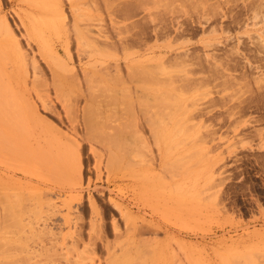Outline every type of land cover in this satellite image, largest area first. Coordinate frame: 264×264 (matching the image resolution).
Segmentation results:
<instances>
[{
	"label": "rangeland",
	"instance_id": "obj_1",
	"mask_svg": "<svg viewBox=\"0 0 264 264\" xmlns=\"http://www.w3.org/2000/svg\"><path fill=\"white\" fill-rule=\"evenodd\" d=\"M0 22V264H264V0Z\"/></svg>",
	"mask_w": 264,
	"mask_h": 264
},
{
	"label": "bare ground",
	"instance_id": "obj_2",
	"mask_svg": "<svg viewBox=\"0 0 264 264\" xmlns=\"http://www.w3.org/2000/svg\"><path fill=\"white\" fill-rule=\"evenodd\" d=\"M1 22H2V20H1ZM1 22H0V23H1ZM24 22H25V21H24ZM1 24H2V23H1ZM3 25H4V21H3ZM33 26H34V25H33ZM33 26H32V27H33ZM8 27H9V26H8ZM0 28H1V27H0ZM3 28H4V27H3ZM27 28H28V27H27ZM1 29H2V28H1ZM8 29H9V28H8ZM37 29H38V28H37ZM30 30H31V29H30ZM33 30H34V28H33ZM11 31H12V30H11ZM9 32H10V29H9ZM33 32H34V31H33ZM28 33H29V31H28ZM34 33H35V32H34ZM40 33H41V32H40ZM79 33H80V32H79ZM79 33H78V34H79ZM29 35H30V33H29ZM34 35H35V34H34ZM36 35H37V34H36ZM38 35H39V33H38ZM25 36H26V35H25ZM40 36H41V34H40ZM101 36H102V35H101ZM103 36H104V35H103ZM80 37H81V36H80ZM104 37H105V36H104ZM33 38H34V40H36L35 37H33ZM28 39H29V38H28ZM105 40H106V39H105ZM103 41H104V39H103ZM97 42H98V41H97ZM97 42H96V43H97ZM41 44H42V43H41ZM41 44H39V45H41ZM122 44H123V43H122ZM49 46H50V45H49ZM65 46H66V45H65ZM50 47H51V46H50ZM66 48H67V47H66ZM42 49H43V48H42ZM46 50H47V49H46ZM39 51H40V50H39ZM43 51H44V50H43ZM45 52L47 53V51H45ZM44 58H45V57H44ZM48 59H50V61H51L52 63L54 62L53 64H54L55 66H54V69H53V70H58V69H60L62 66H64V65L61 64V60H60L61 58H59L58 54L55 53V52L53 51V48H52L51 51H50V50L48 51ZM62 61H64V60H62ZM47 63H48V62H47ZM49 63H50V62H49ZM53 64H52V65H53ZM117 65H118V63H117ZM65 66H66V65H65ZM22 67H23V66H22ZM51 67H52V66H51ZM56 67H57L58 69H57ZM116 67H118V66H116ZM62 68H63V67H62ZM33 69H34V68H33ZM35 69H36V68H35ZM35 69H34V70H35ZM51 69H52V68H51ZM63 69H64V68H63ZM26 70H27V69H26ZM34 70H33V71H34ZM105 70H106V69H105ZM151 70H152V69H151ZM23 71H24V70H23ZM137 71H138V70H137ZM25 72H26V71H25ZM27 73H28V72H27ZM27 73H26V74H27ZM53 73H54V72H53ZM20 74H21V73H20ZM24 75H25V73H24ZM35 75H37V74H35ZM151 75H152V77H153V74H151ZM19 76H20V75H19ZM54 76H55V75H54ZM121 76H122V75H121ZM22 77H23V76H22ZM152 77L150 76L151 79H152ZM19 78H20V77H19ZM116 78H117V77H116ZM23 79H24V78H23ZM120 79H122V77H121ZM124 79H125V78H124ZM151 79H150V80H151ZM150 80H149V81H150ZM20 81H21V79H20ZM119 81H120V80H119ZM152 81H153V80H152ZM152 81H150V83H151ZM23 83H24V82H23ZM146 83H147V82H146ZM146 83H145V84H146ZM150 83H147V84H150ZM152 83H153V82H152ZM152 83H151V85H152ZM24 84H25V83H24ZM97 86H98V85H97ZM144 86H146V85H144ZM149 87H150V86H149ZM147 88H148V87H147ZM152 88H153V87H152ZM145 90H146V89H145ZM152 91H153V90H152ZM152 95H153V94H152ZM163 95H165V94H163ZM156 96H157V95H156ZM168 97H169V96H168ZM168 97H167V98H168ZM165 98H166V97H165ZM153 99H154V98H153ZM145 100H147V98H146ZM152 101H153V100H152ZM146 102H147V101H146ZM150 103H151V102H150ZM156 104H157V103H156ZM163 104H164V103H163ZM169 109H170V108H169ZM164 113H168V112H164ZM159 114H160V113H159ZM168 114H169V113H168ZM71 115H72V114H71ZM155 116H156V114H155V115L153 114V116H152L153 121L155 120V119H154ZM157 117H158V121H160V120H159V119H160L159 116H157ZM85 118H87V117H85ZM152 118H151V117L149 118V121H148L149 123H150V121L152 120ZM162 118L165 119L166 117H162ZM169 118H170V117H169ZM88 119H89V118H88ZM150 119H151V120H150ZM167 119H168V118H167ZM68 120H69V119H68ZM71 120H72V119H71ZM89 120H90V119H89ZM156 120H157V119H156ZM72 121H73V120H72ZM82 121H84V120H82ZM153 121H151V122H153ZM158 121H154L155 123L153 122V125H155V126H154L155 128H156V126L158 125V123H156V122H158ZM161 121L165 122L164 120H161ZM88 122H90V121H88ZM148 122L146 121V124H147ZM83 123H84V122H83ZM86 123H87V121H86ZM149 123H148V124H149ZM159 123H161V122H159ZM165 123H166V122H165ZM165 123H164V124H165ZM90 124H91V122H90ZM90 124L88 123L87 125H89V126H87V127H90L93 123H92L91 125H90ZM156 124H157V125H156ZM93 125H94V124H93ZM133 125H134V124H133ZM153 125L148 126V127H151V128H152L151 131L154 129V128H153ZM85 126H86V125H85ZM121 126H122V125H121ZM93 127H95V126H93ZM158 127H159V125H158ZM161 127H162V126H161ZM161 127H159V129H160ZM164 127H165V126H164ZM91 128H92V126H91ZM157 129H158V128H157ZM157 129H156V130H157ZM161 129H162V128H161ZM166 129H167V128H166ZM136 130H137V129H136ZM154 131H155V129H154ZM157 131H158V130H157ZM161 131H162V130H161ZM161 131H159V134H162V133H160ZM119 132H120V131H119ZM130 132H131V131H130ZM155 132H156V131H155ZM155 132L153 133V131H152L153 135H156L157 132H156V133H155ZM96 133H97V132H96ZM128 133H129V132H128ZM133 133H134V132H133ZM152 133H151V134H152ZM121 134H122V133H121ZM124 135H125V134H124ZM163 136H164V135H163ZM165 136H166V135H165ZM165 136H164V137H165ZM155 137H156V136H155ZM155 137H154L155 141L157 140L156 142H158L157 137H156V138H155ZM158 138H159V137H158ZM112 139H113V138H112ZM161 141H162V140H161ZM111 142H112V141H111ZM113 142H114V141H113ZM155 144H156V143H155ZM111 145H112V144H111ZM118 145H119V144H118ZM157 145H158V144H157ZM104 146H105V145H104ZM110 147H111V146H110ZM114 148H116V147H114ZM120 148H121V147H120ZM138 148H139V147H138ZM125 152H127V151H125ZM133 152H134V151H133ZM116 154H118V153H116ZM41 155H42V154H41ZM110 155H111V154H110ZM113 155H114V154H113ZM113 155H111V158H112V159H113V157H112ZM111 158H110V159H111ZM115 158H116V156L114 157V159H115ZM119 158H120V157H119ZM107 159H109V158H107ZM114 159H113V160H114ZM120 159H121V158H120ZM113 160H111V161H113ZM108 161H109V160H108ZM120 161H121V160H120ZM58 162H59V161H58ZM111 163H112V162H111ZM116 163H117V162H116ZM57 164H58V163H57ZM106 165H107V164H106ZM111 165H112V164H111ZM113 166H114V165H113ZM107 167H108V166H107ZM13 217H14V216H13Z\"/></svg>",
	"mask_w": 264,
	"mask_h": 264
}]
</instances>
